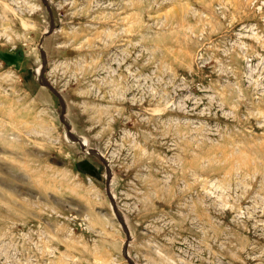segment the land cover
Instances as JSON below:
<instances>
[{
    "label": "rangeland",
    "instance_id": "374dc122",
    "mask_svg": "<svg viewBox=\"0 0 264 264\" xmlns=\"http://www.w3.org/2000/svg\"><path fill=\"white\" fill-rule=\"evenodd\" d=\"M0 264H264V0H0Z\"/></svg>",
    "mask_w": 264,
    "mask_h": 264
},
{
    "label": "water",
    "instance_id": "95a60500",
    "mask_svg": "<svg viewBox=\"0 0 264 264\" xmlns=\"http://www.w3.org/2000/svg\"><path fill=\"white\" fill-rule=\"evenodd\" d=\"M41 84L43 85V86H47V87H49V84L47 83V81L43 78V77H41ZM70 137H71V140L72 141H81V139H79L78 137H74V136H72V135H70Z\"/></svg>",
    "mask_w": 264,
    "mask_h": 264
}]
</instances>
